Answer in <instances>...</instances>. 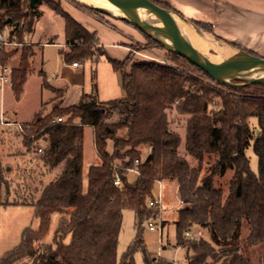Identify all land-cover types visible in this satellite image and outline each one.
Returning a JSON list of instances; mask_svg holds the SVG:
<instances>
[{
	"label": "trees",
	"instance_id": "trees-1",
	"mask_svg": "<svg viewBox=\"0 0 264 264\" xmlns=\"http://www.w3.org/2000/svg\"><path fill=\"white\" fill-rule=\"evenodd\" d=\"M150 1L176 11L158 0ZM40 5L38 0L35 11L30 12V0H0V28L11 29L22 45L0 50L1 66L21 53L11 74L17 97L30 71L31 48L26 39L42 16ZM49 7L65 20L69 48L65 61L93 60L96 35L61 6ZM191 21L215 35L211 25ZM140 33L152 47L165 50ZM103 55L102 51L99 56ZM168 58L172 66L133 63L131 53L124 61L108 58L121 75L122 97L101 102L94 74L92 92L84 94L78 104L64 108L59 101L52 112L40 111L28 124L27 134L22 135L25 145L32 147L41 140L46 143L38 165L60 172L37 188L38 199L29 202L40 221L39 228H26L19 246L0 264H14L25 257L29 258L28 264H135L134 255L139 250L144 253L145 264H173L150 255L142 236L144 222L156 213L148 203L155 198L157 181L178 184L183 207L175 221L176 247L185 250L188 264H264V86L230 88L182 56L168 52ZM173 109L188 116L184 138L170 128L168 112ZM56 116L63 117L64 123L52 124ZM251 118L257 119L256 128L251 126ZM85 127L94 130L95 149L101 160L89 168L86 189ZM251 142L258 159L257 173L251 170L246 154ZM183 145L185 155L180 150ZM145 150L148 154L138 166L139 175L131 182L129 170L136 160H143ZM33 152L37 153L38 148ZM116 163L119 168L114 166ZM117 175L120 186L115 185ZM125 210L135 213L137 236L118 260ZM54 214L67 216L68 223L56 230L50 245L44 239ZM199 229L209 240L186 237V231Z\"/></svg>",
	"mask_w": 264,
	"mask_h": 264
},
{
	"label": "rangeland",
	"instance_id": "rangeland-1",
	"mask_svg": "<svg viewBox=\"0 0 264 264\" xmlns=\"http://www.w3.org/2000/svg\"><path fill=\"white\" fill-rule=\"evenodd\" d=\"M41 5L38 7L39 12L42 14V16L37 20L34 26L33 32L27 37V41L29 42H49L51 39H54V41L62 45L64 44V26H65V20L58 14H56L54 11L50 9L49 6L56 5L61 6L63 9V5H71L73 8H76L78 11L83 12L87 16L93 18L94 24H96V27H101L102 29H108L106 26H111L114 31L112 32L113 35L117 34L120 36V40L125 38L124 36H129L135 34L137 38H135L132 41L131 45V54H132V62H150L155 63L152 59L155 57H164L169 61L168 58V52L166 50H162L156 47H152L150 45V42L134 27L130 26L131 24L124 22L118 18L105 15L88 5L79 2L77 0H40ZM162 3L168 4L170 7L178 11L175 6H177L176 0H158ZM182 2V0H179ZM183 3H186L187 5H190L189 0H183ZM77 3L84 5L88 8H91L95 10V13L81 7V5H78ZM37 7V6H36ZM180 8V7H179ZM64 10V9H63ZM186 13V15L182 14L186 18L190 20L197 21L193 17L196 15L191 14L190 8L182 9ZM180 14L181 12L178 11ZM199 22V21H197ZM203 24L210 25L208 23L200 22ZM212 26V25H211ZM213 27V26H212ZM201 28V27H200ZM203 29V28H201ZM214 29V28H213ZM204 30V29H203ZM205 31V30H204ZM208 35H210L211 38H213L216 41V38L218 36L215 34L205 31ZM123 33L124 36H121ZM215 33V32H214ZM98 36V33H97ZM99 37V36H98ZM221 42H226L223 39H219ZM230 43V42H226ZM95 49V55L93 57V60H88L86 62H80L81 63V72L84 71L85 78L84 81L86 84H90L93 81L94 74L96 75V83L101 84L103 87V90L109 91L107 92L109 98L113 97H119L120 91H121V85L120 82H116V71L112 68V65L110 62L104 58L103 56H99V54L102 52L100 48H98L97 45L94 47ZM44 54L39 48H35L33 50V56H32V62L34 64V72L35 74H39L40 70H44V72L49 75L50 77H55V74H60V79L57 80L51 79L50 84L56 85L59 82L61 83L64 81V76L62 75L63 68L67 65L65 60L63 61V57L59 55L60 47H47L44 49ZM211 54L216 55V52L213 50H210ZM21 53L16 54L15 56H20ZM14 56V57H15ZM257 56V55H256ZM12 58L7 66L9 68H13L18 64V58ZM260 57V56H258ZM31 62V60H30ZM170 62V61H169ZM171 63V62H170ZM173 65V63H171ZM121 79V76H120ZM31 82H36L35 76L30 78ZM9 88V87H7ZM38 97V96H37ZM57 100V99H56ZM58 102V101H57ZM56 102V103H57ZM54 103V105L56 104ZM53 105V106H54ZM44 114H49L53 111V109H45L42 110ZM169 114V120H170V128L179 133L183 138L185 136V130H186V123L188 116L179 115L175 109L170 110L168 112ZM251 126L253 128H256L257 125V119L251 118L250 119ZM112 144H110L111 146ZM45 145L42 141H40V148H44ZM85 154H84V185H87V171L90 165L94 163H98L99 159L97 157V152L95 149L94 144V133L91 128H88L85 130ZM182 153L185 155L184 151V145L180 149ZM40 154L37 152V154L33 155L34 158H37L36 165L39 164ZM148 154V151L142 152V159L145 158ZM247 156L250 160V167L251 170L255 173L258 171V159L253 151V142H251V145L248 147L246 151ZM186 158L191 161V158L189 156H186ZM35 164L33 163V169H35ZM29 168V166H28ZM24 168L19 169L18 173L16 175H13L9 177L7 174H4L2 169L0 170V179L4 182V184H7L9 182V179L13 181V179L17 178L21 180V184H19V187L22 192L23 198L29 200L31 202L32 200H37L39 197V192L35 191L34 188L30 187V176L35 177L37 180V183L34 181V185L37 186V188H42V186L48 184L50 181L54 180L59 170L55 171H48L41 166L38 165L37 171L33 173V175H30L29 172L23 171ZM16 179V180H17ZM34 179V178H33ZM129 179L131 182L135 181L137 179V174L131 173L129 175ZM227 180V179H226ZM223 182H225L223 180ZM35 187V186H33ZM32 191V193H31ZM32 199L30 200V196ZM160 196L162 198V212H161V218L164 222H166V226L164 227L162 237H160V233L156 231H151L149 229L148 221L144 222L143 229H142V236L145 241L146 250L150 255L154 256H160L164 259H167L169 261L178 260L180 261L179 264H188L187 262V256L186 252L183 248L177 249L176 247V225L175 221L178 219L179 210L183 207L182 201L180 200L179 193H178V184L176 181H162L161 185L157 184L155 187V197ZM7 198L2 197L0 200V260L4 257V255L10 251H13L16 249L17 246H19L21 241V234L20 229L24 227H31V228H39L40 221L35 216V210L34 208L30 206H13V207H3V204L6 202ZM10 201H12L10 199ZM68 223V217L62 216L60 214H54L51 219V225L50 230L46 238L44 239V243L53 245L54 235L56 230L61 227L62 225H65ZM203 237L204 240H209V237L207 236L206 232L203 231ZM137 236L136 231V216L133 210H125L123 212V222H122V230L119 237V244H118V260H121L123 255L127 252L129 247L132 245V243L135 241ZM67 242L70 241L69 238L66 239ZM134 262L135 264H145L144 262V253L139 250L134 255ZM29 258H23L19 262H15L14 264H28Z\"/></svg>",
	"mask_w": 264,
	"mask_h": 264
},
{
	"label": "crops",
	"instance_id": "crops-1",
	"mask_svg": "<svg viewBox=\"0 0 264 264\" xmlns=\"http://www.w3.org/2000/svg\"><path fill=\"white\" fill-rule=\"evenodd\" d=\"M190 5L183 3L182 0H176L177 6L175 8L186 15L182 9L190 8V13L193 18L199 22L208 23L213 26L215 34L226 42L233 43L237 46L245 48L255 55L264 58V0H189ZM186 2V0H185ZM180 7V8H179ZM64 11L69 14L75 21H77L83 28L92 34H95L98 40V48L102 49L105 53L104 58L108 60L124 61L128 58L131 50L132 41L137 38L135 34L121 36L125 38L120 40V36L113 35L114 31L111 26H106L108 29H102L96 27L94 19L87 16L83 12L78 11L71 5H63ZM98 33V36H97ZM64 44H57L54 39L49 42H29L27 44L31 48L30 60L31 67L28 74L27 81L24 85L23 92L20 97H17L12 88H5L2 91L0 87V170L7 174L9 177L16 175L19 169L24 168L23 171L29 172L33 175L38 169L37 158L33 155L37 154L33 152L35 148L40 147V141H35L32 147H27L24 142L23 136L18 132L15 127L5 126L1 123V118L4 116L12 122H20L22 124H29L33 121L35 116L42 110L53 109L54 103L61 101V106L64 108L74 106L79 103L84 94L92 92L94 79L89 84L84 81L85 73L81 72V63L75 67L73 63H66L63 68L62 75L64 81L59 82L56 85H51V79L55 77L60 79V74H55V77H50L44 70H40L39 74H35L34 64L32 62L33 50L39 48L44 54V49L47 47H60L59 55L65 60L64 54L69 52V48L65 39V26H64ZM18 58L19 56H15ZM66 62V61H65ZM18 64L15 66L17 67ZM1 66V64H0ZM7 66V65H6ZM10 68L11 70L14 69ZM35 76L36 82L32 83L30 78ZM120 73H116V82H120L121 91L120 96L116 98H109L107 96L109 91L103 90L101 84L98 86V98L101 102H108L124 95L122 79H120ZM94 78V77H93ZM45 82L47 85H45ZM110 93V92H109ZM38 96V97H37ZM57 99V100H56ZM92 127H85V130ZM94 133V130H93ZM42 141V140H41ZM46 146V143L42 141ZM85 146V142H84ZM85 154V149H84ZM99 162L89 166H96L101 163L99 156L97 155ZM33 163L35 169H33ZM29 166V168H28ZM88 168V171H89ZM87 171V174H88ZM17 176V175H16ZM30 187L37 191V186L34 185V181L37 183L35 177L30 176ZM34 178V179H33ZM10 180L7 184L0 179V200L2 197L7 198L3 207L13 206H30L34 208L29 200L23 198L22 192L19 187L21 184L20 179ZM35 186V187H33ZM87 185H84L86 189ZM32 193V191H31ZM29 195V194H28ZM30 196V195H29ZM30 200L32 197H29ZM10 199L12 201H10ZM2 205V203H0ZM166 222H164V227ZM29 227V226H28ZM24 227L20 229V236L22 238L23 231L28 228ZM37 230L36 228H33ZM21 242V241H20ZM18 247V246H17ZM16 247V248H17ZM181 249V248H177ZM7 254V253H6ZM5 254V255H6ZM4 255V256H5ZM178 261V260H177ZM180 263V261H178Z\"/></svg>",
	"mask_w": 264,
	"mask_h": 264
},
{
	"label": "water",
	"instance_id": "water-1",
	"mask_svg": "<svg viewBox=\"0 0 264 264\" xmlns=\"http://www.w3.org/2000/svg\"><path fill=\"white\" fill-rule=\"evenodd\" d=\"M38 0H30V12H34ZM78 1V0H77ZM113 11L90 6L105 14L118 18L135 26L140 32L157 42L167 52L174 53L189 60L193 65L207 73L217 82L230 88H243L252 85L264 86V58L239 50L229 43L210 42V35L182 14L164 9L150 0H109ZM80 2V1H79ZM87 5V4H86ZM8 24L12 23L9 19ZM168 28L176 36L166 38L159 32ZM192 31L198 33L215 49H226L238 55V60L231 63H217L205 56L196 45Z\"/></svg>",
	"mask_w": 264,
	"mask_h": 264
},
{
	"label": "built area",
	"instance_id": "built-area-1",
	"mask_svg": "<svg viewBox=\"0 0 264 264\" xmlns=\"http://www.w3.org/2000/svg\"><path fill=\"white\" fill-rule=\"evenodd\" d=\"M26 45L29 46L27 42H26ZM20 46L22 45L18 42L17 35L13 33L11 29H9L8 27L0 28V50L11 49V48H16ZM152 60L157 64L172 66V64L164 57H155ZM73 65L75 67L79 66L78 63H74ZM11 74H12V70L8 66H0V87L2 91H4L6 87L12 88L13 83H12ZM64 121L65 119L63 117L56 116L52 120V124H61V123H64ZM1 123L5 126L15 127L21 135H26L27 129L30 128L28 124H22L20 122H12L8 118H5L4 116H2L1 118ZM42 150H43L42 148L40 147L38 148L39 153H42ZM143 161L144 159L136 160L134 164L135 167L133 169H130V170L128 169V170L134 174L139 175L138 166L142 164ZM119 165H120L119 163H116L114 166L116 168H119ZM161 182L162 181H157V184L161 185ZM121 184H122L121 178L117 175L115 179V185L120 186ZM148 204L151 209L156 211L153 217H151L150 220L148 221L149 229L151 231L159 232L160 237H162L163 230H164V221L161 218L162 198L160 196L155 197L154 199L149 200ZM185 235L188 239L195 240V239L202 238L203 232L201 229L196 230V231H186ZM172 262L173 264H179L177 260H174Z\"/></svg>",
	"mask_w": 264,
	"mask_h": 264
},
{
	"label": "bare ground",
	"instance_id": "bare-ground-1",
	"mask_svg": "<svg viewBox=\"0 0 264 264\" xmlns=\"http://www.w3.org/2000/svg\"><path fill=\"white\" fill-rule=\"evenodd\" d=\"M78 1H80L84 4H87V5L102 8L105 10H109V11L114 10V7L112 6V4L110 3L109 0H78ZM159 32L162 36H164L166 38H172L173 39L176 36V32L171 30V29H168V28H160ZM192 36H193V39L196 42V45L198 46L199 50L205 56H207L211 60H214L217 63H231V62L238 60V58H239L238 55H236L235 53H232L229 50L215 49L195 31H192ZM209 40L211 43L217 44L213 38L210 37ZM210 50H213L214 52H216V55L211 54Z\"/></svg>",
	"mask_w": 264,
	"mask_h": 264
}]
</instances>
